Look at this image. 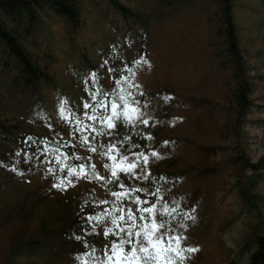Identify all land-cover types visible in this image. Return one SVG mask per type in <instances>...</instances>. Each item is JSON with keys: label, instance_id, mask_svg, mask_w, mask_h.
Returning <instances> with one entry per match:
<instances>
[{"label": "rangeland", "instance_id": "rangeland-1", "mask_svg": "<svg viewBox=\"0 0 264 264\" xmlns=\"http://www.w3.org/2000/svg\"><path fill=\"white\" fill-rule=\"evenodd\" d=\"M74 1L76 27L49 8L33 25H21L25 49L48 75L35 88L21 81L18 62L0 44V122L15 137L19 125L70 144L73 153L92 160L95 175L69 176L65 155L21 172L19 147L7 140L0 160L9 156L14 165L0 166V264H42L45 254L51 255L46 264H84L73 255L93 250L92 264H107L113 242L126 237L111 220L133 211L137 197L156 209L139 230L167 208L162 218L180 238L179 247L198 249L175 257L174 264H251L252 236L264 233V165L256 171L251 166L261 158L264 163V0H235L233 7L252 82V105L241 120L235 119V79L217 0H118L131 11L127 15L108 0ZM0 23L14 25L1 10ZM93 73L108 100L122 105L113 93L123 89L130 108L138 109L130 120L121 116L108 129L85 117ZM120 77L128 82L118 86ZM95 115L110 116L111 108ZM77 120L91 127L76 131ZM138 156L135 175L120 171ZM77 163L72 169L78 171ZM63 170L69 178H61ZM61 181L64 187L54 186ZM48 233L64 244L60 250L43 245ZM30 237L40 243L32 250L24 247Z\"/></svg>", "mask_w": 264, "mask_h": 264}, {"label": "trees", "instance_id": "trees-1", "mask_svg": "<svg viewBox=\"0 0 264 264\" xmlns=\"http://www.w3.org/2000/svg\"><path fill=\"white\" fill-rule=\"evenodd\" d=\"M116 10L120 11L122 15H127L131 11L122 5L118 0H108ZM234 2L235 0H217L219 9V19L221 22L220 29L223 34L225 50L228 56V62L231 66L232 75L235 79V87L233 90L234 99V112L235 119H245L246 113L249 111L252 101L249 97L252 82L247 73V63L240 49L237 37V26L234 16ZM45 8L53 10L56 14L66 17L72 26L76 27L80 20V11L74 0H0V10L14 23L11 29L6 28L4 24L0 23V44L8 54L18 62L20 68L21 81L32 88L37 86V83L41 78L48 79V75L45 71L41 70L39 66L32 60L30 54L25 49L21 38V25L27 23L33 25L39 17V13ZM104 93V90L98 86ZM118 91L113 93L115 100H118L116 95ZM11 126H5L0 122V149L7 142L12 140L13 143L19 147L17 169L21 172L30 170L38 164H42L45 160L50 161L60 157L66 156L65 169L68 171L72 169L74 164L84 165L86 171L91 172L92 166H94L91 159L84 157L80 154L72 152V146L66 142H58L53 139L44 138L42 135L33 134L29 131H24L19 125L15 127L20 128L16 137L13 136L10 131ZM12 139H9V138ZM5 151H10V148H5ZM263 158L257 160L252 164L254 171L261 168ZM2 169H10L13 167L12 159L7 156L6 160L1 163ZM68 175L63 170L61 172V178L66 179ZM90 177V176H86ZM245 198L249 199L245 194ZM138 207H145L144 204L135 205L133 213H136ZM99 208H102L100 205ZM147 216V213L144 214ZM79 220V219H77ZM141 220L137 219L136 229L139 230ZM41 230L44 232L45 225L40 224ZM126 234V233H125ZM48 240H45L43 245L49 247V251L60 250L64 244L61 241L55 242L54 237L45 234ZM126 238V237H125ZM252 240L255 243V249L250 255L251 264H264V233L255 234L252 236ZM35 237H30L24 244V247L28 249L37 248L38 243ZM51 254V253H50ZM51 255L45 254L46 264ZM77 263L92 264L95 260L94 250L88 254H76L72 257Z\"/></svg>", "mask_w": 264, "mask_h": 264}, {"label": "snow or ice", "instance_id": "snow-or-ice-1", "mask_svg": "<svg viewBox=\"0 0 264 264\" xmlns=\"http://www.w3.org/2000/svg\"><path fill=\"white\" fill-rule=\"evenodd\" d=\"M107 71L109 73L115 74L118 70L116 68H108ZM124 71L131 73L132 69L125 66ZM98 82V76L96 73H93L90 82L92 88H85V91L91 98V103L87 101L83 103V108L85 110L84 114L87 119L92 121L100 120L105 127L111 129L114 127L112 122L114 119L122 116L130 120L132 115L138 112V109L130 108L129 102L125 99V96L121 94L123 89L116 93L118 100L123 102L121 105L118 104L117 101L108 100L107 94H104L101 89L95 88V85ZM127 82V77H120L116 80V84L118 86ZM93 88H95V90H92ZM133 103L138 102L133 101ZM109 107L111 108L110 116L98 117L95 115L97 109H103L104 111H107ZM121 107H123V111L119 110ZM64 110V105H61L62 115ZM89 110H91L94 114L88 115ZM143 123L147 124V121H143ZM90 127V125L82 126L81 121L77 120L76 131H83L84 128ZM92 131H96V129L93 128ZM86 141L87 137L85 136L82 138V142ZM113 147L114 146L111 145L109 146V152ZM90 150L95 151L96 149L95 147H92ZM152 155L155 156L156 153H153ZM139 156H143V153H140ZM139 156L137 157V163L128 164L126 167L121 168L120 171L135 175L134 170L138 167ZM110 158L113 160L116 159L114 156ZM57 160L59 161V157H57ZM124 160H127L126 156L121 157V161ZM147 161L148 157L144 156V163L146 164ZM50 171H52V169H50ZM111 174L115 178L117 176V171L114 169ZM68 175H76L77 178H80L81 176H93L95 175V167L92 166V171L88 172L86 171L84 165H80L78 171L76 169H70ZM96 178L102 179V177H99L98 175H96ZM54 186L62 188L64 187V181H61L59 184ZM121 187H123V185H121ZM131 191L140 190L132 189ZM113 195L117 196L118 199H123L124 197V193H113ZM133 202L137 205H140L141 203L147 205L149 203L148 201H141L139 197H137ZM155 210L154 204L146 207H138L136 209V213L139 215H137L133 213L131 208H129L126 215L120 214L118 217L112 218V225H114L120 233H126V238H121L118 242H113L110 249V254L106 257L107 264H174L175 257L184 259V252L193 253L198 251V249L195 248L182 249L179 247L180 238L171 235L170 230L166 227V222L162 218L163 216L169 215L167 208H165L164 213L160 214L157 219L152 221L151 227L144 226V228L138 231L134 230L137 227V219H146L144 214H152ZM118 211L123 213V209H119ZM95 219L99 220L100 218L96 217ZM121 222L124 226H121ZM111 231L112 229L106 230L104 235L107 236ZM174 244L176 246H174ZM101 264H105V262L102 261Z\"/></svg>", "mask_w": 264, "mask_h": 264}]
</instances>
